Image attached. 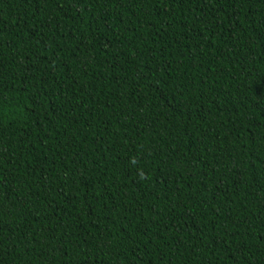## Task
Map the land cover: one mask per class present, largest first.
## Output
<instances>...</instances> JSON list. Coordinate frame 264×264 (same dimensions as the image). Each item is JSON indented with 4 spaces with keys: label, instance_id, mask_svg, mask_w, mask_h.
Here are the masks:
<instances>
[{
    "label": "trees",
    "instance_id": "obj_1",
    "mask_svg": "<svg viewBox=\"0 0 264 264\" xmlns=\"http://www.w3.org/2000/svg\"><path fill=\"white\" fill-rule=\"evenodd\" d=\"M0 264H264V0H0Z\"/></svg>",
    "mask_w": 264,
    "mask_h": 264
}]
</instances>
